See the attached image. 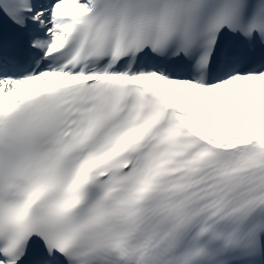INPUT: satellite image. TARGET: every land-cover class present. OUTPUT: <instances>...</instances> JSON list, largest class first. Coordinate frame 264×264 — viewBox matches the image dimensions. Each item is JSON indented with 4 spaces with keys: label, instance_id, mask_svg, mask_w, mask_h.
Here are the masks:
<instances>
[{
    "label": "snow or ice",
    "instance_id": "obj_1",
    "mask_svg": "<svg viewBox=\"0 0 264 264\" xmlns=\"http://www.w3.org/2000/svg\"><path fill=\"white\" fill-rule=\"evenodd\" d=\"M0 264H264V0H0Z\"/></svg>",
    "mask_w": 264,
    "mask_h": 264
}]
</instances>
